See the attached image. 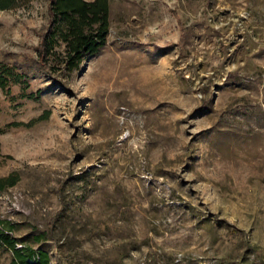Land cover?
Instances as JSON below:
<instances>
[{
    "label": "rangeland",
    "instance_id": "374dc122",
    "mask_svg": "<svg viewBox=\"0 0 264 264\" xmlns=\"http://www.w3.org/2000/svg\"><path fill=\"white\" fill-rule=\"evenodd\" d=\"M107 1L70 72L49 0L0 9L1 232L31 263L264 264V0Z\"/></svg>",
    "mask_w": 264,
    "mask_h": 264
},
{
    "label": "trees",
    "instance_id": "16d2710c",
    "mask_svg": "<svg viewBox=\"0 0 264 264\" xmlns=\"http://www.w3.org/2000/svg\"><path fill=\"white\" fill-rule=\"evenodd\" d=\"M17 1L19 0H0V9L11 8ZM48 14L47 30L41 34L40 43L36 47L37 54L46 68L52 67L49 61L52 60L59 67H56V70L70 72L80 66L85 55L97 53L105 44L109 26L107 0H49ZM57 22L64 23V28H55ZM56 47L61 49L56 50ZM7 180L0 178V189ZM0 237V242L13 250L10 264H47L46 252L38 251L37 261L31 263L26 260L24 254L14 248L12 241L7 235H3L1 230Z\"/></svg>",
    "mask_w": 264,
    "mask_h": 264
}]
</instances>
